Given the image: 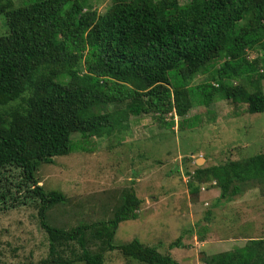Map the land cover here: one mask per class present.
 Masks as SVG:
<instances>
[{
    "label": "trees",
    "instance_id": "obj_1",
    "mask_svg": "<svg viewBox=\"0 0 264 264\" xmlns=\"http://www.w3.org/2000/svg\"><path fill=\"white\" fill-rule=\"evenodd\" d=\"M0 14L9 28L0 35V168H22L33 185L28 195L40 200L50 239L43 263L105 264V253L117 249L139 264H179L139 240L114 243L119 224L139 217L142 198L134 187L124 188L110 218L66 228L46 216L66 194L44 190L35 174L74 147L73 134L108 138L132 117L152 115L162 127L196 130L218 100L264 112V0H111L104 12L91 0H32L19 7L0 0ZM254 51L259 55L251 59ZM207 73L209 81L192 84ZM194 106L206 110L188 115ZM186 173L198 181L189 183L192 194L208 181L207 188L218 190L217 203H233L249 191L242 193L244 184L264 190V152ZM64 244L71 248L66 258L58 250ZM204 260L264 264V237Z\"/></svg>",
    "mask_w": 264,
    "mask_h": 264
},
{
    "label": "rangeland",
    "instance_id": "obj_2",
    "mask_svg": "<svg viewBox=\"0 0 264 264\" xmlns=\"http://www.w3.org/2000/svg\"><path fill=\"white\" fill-rule=\"evenodd\" d=\"M31 1L13 0L14 7ZM91 3L94 9L104 12L111 0ZM8 32L7 18L0 14V35ZM249 54L251 59L259 55L255 51ZM209 80L207 73L192 84ZM262 84L264 89V80ZM207 108L213 114L204 113V124L196 130L181 129L177 123L171 129L162 127L152 115H144L132 117L123 132L108 138L83 139L73 134L74 147L55 157L53 163L40 164L35 174L44 190H59L67 196L62 204L47 209L49 224L71 228L110 218L124 188L134 187L142 198L139 217L119 224L114 237L117 245L139 240L169 253L179 264H206V254L230 251L250 238L264 237L263 186L257 182L244 184L242 193L249 191L243 197L233 203H217L216 187L207 188V181L199 186L198 193L192 194V178L186 176L187 171L264 152V112L247 113L246 104L230 106L225 100ZM203 110L206 109L194 106L188 115ZM25 177L17 166L0 168L3 264H45L50 258V239L41 224L40 200L28 195L27 189L33 185ZM193 182L198 184L197 180ZM208 211L210 221L205 228ZM199 231L205 242L200 240ZM178 238L183 245H178ZM58 250L64 258L71 255L69 244ZM104 263L139 264L127 261L117 249L105 253Z\"/></svg>",
    "mask_w": 264,
    "mask_h": 264
},
{
    "label": "crops",
    "instance_id": "obj_3",
    "mask_svg": "<svg viewBox=\"0 0 264 264\" xmlns=\"http://www.w3.org/2000/svg\"><path fill=\"white\" fill-rule=\"evenodd\" d=\"M206 240H204L203 242H205Z\"/></svg>",
    "mask_w": 264,
    "mask_h": 264
}]
</instances>
